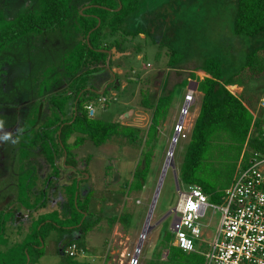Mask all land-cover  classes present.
I'll list each match as a JSON object with an SVG mask.
<instances>
[{
	"label": "rangeland",
	"instance_id": "1",
	"mask_svg": "<svg viewBox=\"0 0 264 264\" xmlns=\"http://www.w3.org/2000/svg\"><path fill=\"white\" fill-rule=\"evenodd\" d=\"M37 1L0 0V29L18 16L33 10ZM143 1L144 18L139 20V25L145 34L136 38L119 36L125 53L117 55L113 52L114 65L111 67L118 82L113 83L106 94H102L105 90L104 83L112 78V73L102 70L94 75L92 86L101 95L90 105L94 110V118L121 122L123 126L138 129L139 140L132 144L125 137H114L102 146L87 141L74 150L77 170L62 168L58 179L51 178L52 169L40 151L31 149L28 143L30 139L27 138L31 132L27 134V130L34 125V120H38L39 129L52 118L50 98L57 95V92L69 91L68 84L62 89L55 87L65 81V55L76 49L80 41L76 25L69 20V24L63 29L28 34L0 50V120L4 122L0 136H11L8 141L0 140V213H11L14 210L7 224V248L26 239L30 234L32 221L39 215L55 210L62 213V204L67 201L66 186L75 177H84L81 173L88 176L81 184L82 194L85 196L88 191H93L89 207L93 214L91 219L101 218L93 230L77 242L85 250V254L77 259L70 258L66 253L62 256L58 251L69 239V231L52 230L49 227L45 236V255L37 264H73L71 260L78 264H130L135 256L139 264H150L158 254H161L160 261H164L163 256L167 251L160 247L159 241L163 233L172 234L175 215L169 213L176 207L179 198L172 167L167 169L163 177L150 223L154 228L143 239L139 253L137 248L169 160L174 136L182 128L172 157L179 176L191 138L195 113L200 107L201 96L197 91V82L181 83L192 73L200 79L206 77L199 70L205 58L222 59L229 72L237 71L246 54L259 45L257 38L239 37L233 32L237 0ZM88 2L89 0H73L72 4L74 7H81ZM173 49L178 51L183 60L178 67L169 69L166 65L170 50ZM102 78L106 81L100 82ZM248 88L258 91L263 98L264 78ZM191 89L194 100L188 103L183 117ZM146 90L152 94L157 92L156 98L167 96L173 90L175 96L166 119L158 128L146 186L142 192L129 193V184L142 160V151L146 149V135L152 119V111L141 106L142 93ZM243 91L242 87L235 90L238 96ZM253 110H257L256 105ZM75 139L76 135L70 140V144ZM246 152L249 153L248 150ZM59 165H62L61 161ZM24 177L30 178L32 182L37 178L31 194L33 202L42 192L47 193L44 210L30 214L21 209L17 186L25 181ZM49 178L51 181L47 185ZM179 183L183 187L180 181ZM210 204L214 202L210 201ZM19 210L25 216L18 222ZM126 214L131 218L129 223L112 221L113 218ZM220 218L219 212L215 213L212 207L208 209L205 218L201 220L204 232L202 239L205 243L196 242L198 252L207 250L206 243H210L216 235ZM7 248L1 247L4 251Z\"/></svg>",
	"mask_w": 264,
	"mask_h": 264
},
{
	"label": "trees",
	"instance_id": "2",
	"mask_svg": "<svg viewBox=\"0 0 264 264\" xmlns=\"http://www.w3.org/2000/svg\"><path fill=\"white\" fill-rule=\"evenodd\" d=\"M143 2L89 0L81 7H74L73 0H38L33 10L18 16L0 29L2 50L25 35L56 28L63 29L67 27L69 20L76 25L80 41L76 49L68 52L63 60L65 81L61 83L64 86L67 81L69 91L60 92L50 98L52 118L39 129L38 120H34V125L27 130V134L31 132L27 137L30 139L28 143L31 149H38L52 169L51 178L58 179L62 168L77 170L74 150L87 141L102 146L114 137H125L132 144L139 140L138 129L123 126L121 122H107L91 117L88 108L101 95L95 90V86H92V77L102 70L112 73L114 53L108 67L107 51L112 52L115 49L117 55L125 52L119 36L136 38L145 34L139 25V20L144 18ZM120 5L121 9L114 11ZM233 32L239 37L259 40V45L246 54L237 71L229 72L222 59L205 58L199 70L204 72L206 77L200 79L192 73L181 83L196 81L197 91L202 98L178 178L183 187H201L214 203L221 201L225 189L232 183L241 158L246 166L251 150L264 153V112L258 111L257 118L253 114L255 105L257 106L262 97L258 91L248 88L264 78V0H237ZM231 55L234 58L233 54ZM237 57L239 58L240 54ZM182 60L177 50H170L166 66L174 69ZM102 81L106 80L102 78L100 82ZM230 86L242 87L244 91L239 96L234 95L228 89ZM102 94H106V89ZM142 94L141 106L152 111V119L146 135V149L142 151V160L129 184V193L142 192L146 186L158 128L166 119L175 96L174 90L159 98L148 90ZM74 135L76 139L70 144ZM81 176L84 177H75L71 184L66 186L67 201L62 204V213L55 210L39 215L32 221L30 234L26 239L10 249L7 248L9 241L5 235L14 210L8 212L10 214H4L3 211L0 213V264H37L45 255V236L49 227L70 233L65 245L59 247L58 251L62 256L70 245L77 244L93 230L101 218L91 219L93 214L89 207L93 191H88L85 196L82 194L81 184L87 178L83 173ZM51 178L47 180V185L50 184ZM36 181L37 178L33 182L30 178H25V181H21L17 186L18 204L30 214L46 208L47 193L42 192L40 197H35L34 202L31 199ZM20 210L17 214L18 222L25 216ZM112 221L127 224L131 218L126 214L113 218ZM172 241L173 235L170 232L163 233L159 245L168 252L167 259L160 261L161 254H158L150 264H204L201 255L184 253L172 246ZM3 246L7 248L5 251L1 249ZM71 261L78 264L74 260Z\"/></svg>",
	"mask_w": 264,
	"mask_h": 264
},
{
	"label": "built area",
	"instance_id": "3",
	"mask_svg": "<svg viewBox=\"0 0 264 264\" xmlns=\"http://www.w3.org/2000/svg\"><path fill=\"white\" fill-rule=\"evenodd\" d=\"M228 89L237 95L238 88L230 86ZM88 109L94 114L92 107ZM258 111L264 112V97L253 112L255 118ZM183 113L185 115V111ZM181 130L179 128L178 133ZM250 155L246 166L241 158L232 183L218 203L210 204L211 197L201 187H180L171 227L172 246L187 254L201 255L204 264H264V153L251 150ZM210 207L220 213V224L213 240L206 243L207 250L200 253L196 242L205 243L201 220ZM66 254L77 259L85 250L72 244ZM167 255L165 252L164 261ZM130 264H139L138 258L133 257Z\"/></svg>",
	"mask_w": 264,
	"mask_h": 264
},
{
	"label": "water",
	"instance_id": "4",
	"mask_svg": "<svg viewBox=\"0 0 264 264\" xmlns=\"http://www.w3.org/2000/svg\"><path fill=\"white\" fill-rule=\"evenodd\" d=\"M121 5H120V7L118 8V9H116V10H114V11H119L120 9H121ZM102 51H104V50H102ZM108 52V55H109V59H108V61H107V66L109 67V62H110V59H111V55H112V53L113 52H116V50L115 49H113L112 50V52H109V51H107ZM118 55H120V53L118 54ZM197 84V86H198V83H196ZM186 103L187 104H185V109H184V111H186L187 110V106H188V101L186 100ZM91 114H93L92 112H91ZM183 117H184V113H183ZM182 120H183V118H182ZM181 123H182V121H181ZM178 135H179V133L177 132L176 134H175V136H174V139H173V142H172V147H171V149H170V153H169V161L166 163V165H165V169H164V173H163V176H162V179H161V181H160V183H159V186H158V188H157V191H156V195H155V197H154V200H153V203H152V206H151V209H150V212H149V215H148V218H147V221H146V224H145V228H144V230H143V233H142V236H141V241H140V244H139V246H138V250H137V252H139L140 251V249H141V247H142V242H143V239H145V237L153 230V228H154V226H151L150 225V220H151V217H152V215H153V212H154V209H155V206H156V203H157V200H158V196H159V193H160V189H161V186H162V183H163V177H164V174H165V172L167 171V169L169 168V167H172V169L174 170V173H175V179H176V185H177V190L179 191V189H180V183H179V178H178V174H177V172L175 171V163H174V161H173V150H174V148H175V145H176V143H177V141H178ZM170 154H171V156H170ZM85 178H88V176H85ZM174 212H175V209H173L169 214H174ZM168 214V215H169ZM167 215V216H168Z\"/></svg>",
	"mask_w": 264,
	"mask_h": 264
},
{
	"label": "flooded vegetation",
	"instance_id": "5",
	"mask_svg": "<svg viewBox=\"0 0 264 264\" xmlns=\"http://www.w3.org/2000/svg\"><path fill=\"white\" fill-rule=\"evenodd\" d=\"M123 53H125V52H123ZM120 54H122V53H120ZM116 82H118L116 80V76H114L112 73V78L104 83V87H105L106 91L113 83L115 84ZM154 96L157 97V92L154 93Z\"/></svg>",
	"mask_w": 264,
	"mask_h": 264
},
{
	"label": "clouds",
	"instance_id": "6",
	"mask_svg": "<svg viewBox=\"0 0 264 264\" xmlns=\"http://www.w3.org/2000/svg\"><path fill=\"white\" fill-rule=\"evenodd\" d=\"M3 125H4V122L2 120H0V129H3ZM11 139V136L9 134H4L2 136H0V140L2 141H8ZM13 143H15V141H13Z\"/></svg>",
	"mask_w": 264,
	"mask_h": 264
},
{
	"label": "crops",
	"instance_id": "7",
	"mask_svg": "<svg viewBox=\"0 0 264 264\" xmlns=\"http://www.w3.org/2000/svg\"><path fill=\"white\" fill-rule=\"evenodd\" d=\"M60 83V82H59ZM65 85H67V82H65ZM62 85H58L57 87H55V89H62ZM231 87H235V88H239L238 86H231ZM61 91V90H60ZM60 92H57V94H59ZM199 93V92H198ZM200 94V93H199ZM200 96H201V98H202V95L200 94ZM192 100V99H191ZM200 103H201V101H200ZM199 110H200V107L198 108V110H197V112L195 113V120H196V118H197V116H198V114H199ZM91 117H93L94 116V114H93V116L92 115H90ZM195 120H194V122H195Z\"/></svg>",
	"mask_w": 264,
	"mask_h": 264
},
{
	"label": "bare ground",
	"instance_id": "8",
	"mask_svg": "<svg viewBox=\"0 0 264 264\" xmlns=\"http://www.w3.org/2000/svg\"><path fill=\"white\" fill-rule=\"evenodd\" d=\"M193 90L191 89V93L189 94V96L187 97L188 98V103H190V102H192L194 99H193V97H192V95H193ZM192 99V100H191ZM183 131V130H182ZM178 142V141H177ZM170 156H171V154H170ZM170 160V159H169ZM168 160V161H169ZM151 219H152V217H151ZM150 222H151V220H150ZM137 253H139V252H137Z\"/></svg>",
	"mask_w": 264,
	"mask_h": 264
}]
</instances>
